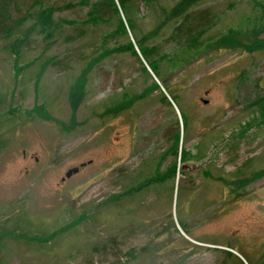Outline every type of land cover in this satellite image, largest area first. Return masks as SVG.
Listing matches in <instances>:
<instances>
[{"label":"rangeland","instance_id":"1","mask_svg":"<svg viewBox=\"0 0 264 264\" xmlns=\"http://www.w3.org/2000/svg\"><path fill=\"white\" fill-rule=\"evenodd\" d=\"M105 1L0 0L13 25L8 38L0 32V264H264V176L236 197L217 180L264 171V116L255 105L264 52L214 45L257 17L263 0H214L189 18L202 25L151 40L171 66L162 79L136 47L137 56L100 55L134 44L116 30V15L95 11ZM174 1H136L138 36ZM50 8L45 25L37 17ZM82 74L85 94L73 111L69 96ZM164 87L179 96L186 131ZM176 120L188 159L169 154L159 164ZM174 161V178L127 193Z\"/></svg>","mask_w":264,"mask_h":264},{"label":"trees","instance_id":"2","mask_svg":"<svg viewBox=\"0 0 264 264\" xmlns=\"http://www.w3.org/2000/svg\"><path fill=\"white\" fill-rule=\"evenodd\" d=\"M39 0H36V2ZM136 1H142L148 3L150 0H106L105 2H97L94 5L95 11L98 13L105 12L107 10L111 11L114 15H116L117 20V28L116 30L127 35V32L132 35L134 44L128 40L124 45H116L113 48L102 49L103 54L100 55H108L112 53L123 54L130 53L134 56H137V52L135 51V47L137 48L139 54L143 58L149 70L159 79H162L164 75L169 71V67L166 65V62L163 60L166 58L165 56L159 57L157 54L156 45H150L149 42L156 38L161 33L172 32L174 34L176 31L184 28V25L188 24V22L192 23V27L197 28L195 22L197 20V25H202L199 21V18H196L193 22L189 20L193 11L198 9L199 7L210 3L214 0H175L171 5L159 6V14L158 17L161 18L158 25L148 31L146 35L138 36V29L134 22L132 16V9L134 3ZM7 5L4 4L3 7L0 5V8H5ZM260 7V13L257 17L248 18L245 23L244 28H229L221 37L215 42L216 48L229 50V51H238L244 54H251L254 52H264V0L263 3L257 4ZM50 10H43L38 15V20L41 22L50 23ZM119 12H121L123 19L120 17ZM205 14V13H204ZM8 13L4 12V14L0 13V32L4 34L6 38H8L12 31L13 25H6ZM47 17V18H46ZM191 24H189V27ZM50 26H48L49 28ZM187 27V29H190ZM201 28V27H198ZM202 36L201 31H199L193 40L189 39L192 43H197V39H200ZM127 38V37H126ZM200 44L199 46H201ZM157 57V58H156ZM98 59V58H97ZM92 63V62H91ZM147 72V71H146ZM82 76L77 80L75 85L71 88V93L69 96V104L73 111H75L79 105L81 104L84 98V81ZM167 93V96L171 99V101L177 106L180 111V117L182 119V131H186L187 128V115L181 111L179 105V96L174 94L172 90L168 87H164ZM167 96L165 94H161V101L169 104L167 100ZM255 105L258 108V111L261 115L264 116V95L259 96L255 101ZM126 98L123 97L119 102L115 103L112 111L114 114L120 112L126 106ZM170 105V104H169ZM171 106V105H170ZM178 120L175 121L176 131L174 132V137L172 135L171 139L173 141L172 148L166 149L161 155L159 164L164 158L169 154H174L175 158L179 156V160L181 163H185L188 159L186 151H178L179 148V129H178ZM2 144H0V148ZM170 149L173 151L171 152ZM160 167V165H156ZM185 165H183L180 170L184 171ZM176 172V161L173 164L166 167V170L163 172V175H160V171L155 167V175L145 179L142 184H140L136 190L130 189L127 193H136L141 188H148L150 185L158 183L163 178L167 176H172L174 178ZM264 171H259L253 173L250 178L239 179L234 178L235 176L231 173H223V176L219 177L217 180L221 182L226 188L227 193L229 195H233L232 197H236L237 193L241 191L245 186L263 178ZM116 200V197L114 201ZM182 229L185 231V226L183 224Z\"/></svg>","mask_w":264,"mask_h":264},{"label":"water","instance_id":"3","mask_svg":"<svg viewBox=\"0 0 264 264\" xmlns=\"http://www.w3.org/2000/svg\"><path fill=\"white\" fill-rule=\"evenodd\" d=\"M89 163V162H88ZM86 164H81L80 165V167H84ZM78 170H79V168H77V167H74V168H71V169H69L67 172H66V174H65V178H69L72 174H75V173H77L78 172Z\"/></svg>","mask_w":264,"mask_h":264}]
</instances>
